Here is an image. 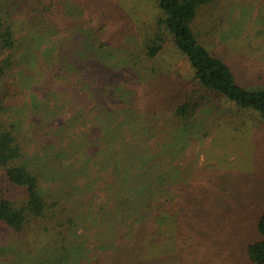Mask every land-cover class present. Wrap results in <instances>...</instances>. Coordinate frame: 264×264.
Returning <instances> with one entry per match:
<instances>
[{
  "label": "rangeland",
  "instance_id": "1",
  "mask_svg": "<svg viewBox=\"0 0 264 264\" xmlns=\"http://www.w3.org/2000/svg\"><path fill=\"white\" fill-rule=\"evenodd\" d=\"M63 2L65 20L57 26L48 23L51 31H25L12 69L0 79V94H8L10 102L4 117L19 132L23 162L43 175L44 193L50 191L69 215L81 219L84 202L113 182L119 168L115 161L104 170L90 150L75 149L72 142L85 135L110 139L112 133L94 135L92 129L112 118L116 127L126 118L125 107H138L152 129L151 143L157 146L153 155L162 160L169 181L167 208L174 205L182 213L177 223L163 217L157 230L137 234L147 247L139 248L142 260L135 258L133 264H255L248 247L261 240L257 226L264 209V120L217 99L200 108L196 122L175 124L167 93H192L196 82L190 64L170 42L150 64L140 56L141 32L161 15L157 0ZM102 7L111 24L99 31L95 26L106 20L92 25L88 19L98 17L94 14ZM192 28L230 66L238 85L264 88V0H216L200 9ZM101 43L110 46L101 49ZM83 65L93 84L89 81V87L81 75ZM56 136L63 138L62 147ZM61 148L65 162L54 164L53 151ZM67 171L75 173L72 188L65 180ZM87 173L100 178L93 189L86 186ZM1 189L17 204L24 200V190L6 187L0 171ZM94 230L88 231L92 246ZM144 249L152 252L147 253L150 258ZM36 251L49 255L40 247ZM36 255L0 225V264H34Z\"/></svg>",
  "mask_w": 264,
  "mask_h": 264
},
{
  "label": "trees",
  "instance_id": "2",
  "mask_svg": "<svg viewBox=\"0 0 264 264\" xmlns=\"http://www.w3.org/2000/svg\"><path fill=\"white\" fill-rule=\"evenodd\" d=\"M215 1L157 0L161 15L141 32L142 44L138 49L146 64L155 60L165 49L166 43L170 42L193 70L196 88L192 93L181 96L179 93L174 96L173 91L167 93L172 96L167 105L171 107L172 118L178 126L196 122L200 108L214 105L217 99L235 103L237 111L259 114L264 120V88L247 89L238 85L230 66L209 51L192 28L200 9ZM64 9L63 0H0V79L13 67L23 33L42 27L51 31L47 24L57 26L65 20ZM94 15L100 18L90 17L88 21L92 25H95L94 21L106 20L102 23L99 21V25L97 23V30H104L111 24L106 8H100ZM105 46L110 45L101 43L99 48ZM71 62L80 68L82 66L74 59ZM86 67L83 65L81 75L89 87L91 77ZM9 105L8 94H0V171L6 187L12 185L24 190V200L17 204L6 196L5 190H0V225L18 237L31 254H37L34 264H133V259L143 257L139 248L147 247L137 234L146 229L157 230L163 217L168 223L180 221L179 214L182 212H176L174 205L167 208L169 186L165 184L169 181L165 178L162 160L153 155L157 146L151 143L152 129L138 107L136 110L125 107L126 118L116 127V119L112 118L110 121L103 119L92 129L94 135L98 132L112 133L110 139L104 137L103 141L99 137L93 139L92 135H85L83 140L72 142L75 149L90 150L94 154L92 159L102 164L104 170L112 167L115 161L119 168L113 182L106 183L103 190L84 202L80 219L76 215H69L65 204L51 198L53 194L50 191L44 193L40 186L43 175L23 162L24 146L19 132L4 117ZM55 140L62 147L63 138L56 136ZM53 152L54 164L65 162L67 155L62 148ZM74 174L69 171L65 174L68 186L71 185L69 188L74 187ZM86 177L88 189L100 179L88 173ZM83 189L78 187V190ZM189 216L188 212L185 219ZM257 228L261 240L248 247V255L255 264H264V209ZM93 229L97 233L94 234L96 240L92 241L95 243L92 246L88 231ZM37 246L40 251L49 252V255L37 252ZM145 249L146 258L147 253L151 255L152 252ZM155 257L159 258L158 255ZM145 258V262L149 261Z\"/></svg>",
  "mask_w": 264,
  "mask_h": 264
}]
</instances>
